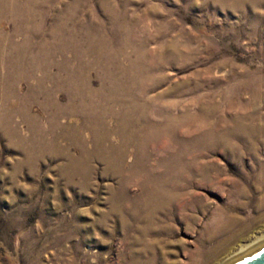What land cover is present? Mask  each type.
Masks as SVG:
<instances>
[{
	"label": "rangeland",
	"instance_id": "obj_1",
	"mask_svg": "<svg viewBox=\"0 0 264 264\" xmlns=\"http://www.w3.org/2000/svg\"><path fill=\"white\" fill-rule=\"evenodd\" d=\"M260 176L264 0H0V264H229Z\"/></svg>",
	"mask_w": 264,
	"mask_h": 264
},
{
	"label": "bare ground",
	"instance_id": "obj_2",
	"mask_svg": "<svg viewBox=\"0 0 264 264\" xmlns=\"http://www.w3.org/2000/svg\"><path fill=\"white\" fill-rule=\"evenodd\" d=\"M248 150L249 152H255L258 150V148L256 146H249L248 147ZM240 158V157H239ZM209 176V175H207ZM207 176H205L207 178ZM212 178V177H211ZM214 179V178H213ZM208 180V179H207ZM216 180V179H215ZM215 180H212V181H215ZM218 180V179H217ZM208 182V181H206ZM205 182V183H206ZM217 182V181H216ZM212 183V182H211ZM214 184V183H213ZM264 184V176H260L258 179H257V182H256V187L257 189L260 190V187L261 185ZM209 185V184H208ZM235 185V184H234ZM238 185V184H237ZM217 187V186H216ZM240 194H242V196H245L246 195V191L245 189H242L239 191ZM233 194V193H231ZM194 196V195H193ZM240 196V195H239ZM238 196V197H239ZM178 197V193L176 192H166V191H163V190H158V188L156 187H151V191L149 192V196H148V201H147V210H148V214H149V217H151L152 219H156V215L157 213L159 212H163L165 211L167 208L170 207V204L171 202L176 199ZM261 201L263 202V205H264V197L261 199ZM260 201V202H261ZM243 204V202H242ZM189 217V216H188ZM234 219V218H233ZM232 219V220H233ZM235 221V219L233 220ZM238 221V220H237ZM236 222V221H235ZM234 222V223H235ZM231 223V221H230ZM233 224V223H232ZM235 226V225H234ZM230 226H227L225 227L228 228ZM235 229V228H234ZM231 230V229H230ZM253 231V230H252ZM264 244V234L263 235H260L259 237L256 238V240L251 243V244H248V245H245L237 254H235L232 258H235L237 259L238 257L242 256L243 254L251 251L252 249L260 246ZM231 258V259H232Z\"/></svg>",
	"mask_w": 264,
	"mask_h": 264
},
{
	"label": "water",
	"instance_id": "obj_3",
	"mask_svg": "<svg viewBox=\"0 0 264 264\" xmlns=\"http://www.w3.org/2000/svg\"><path fill=\"white\" fill-rule=\"evenodd\" d=\"M229 264H264V244L243 254Z\"/></svg>",
	"mask_w": 264,
	"mask_h": 264
}]
</instances>
